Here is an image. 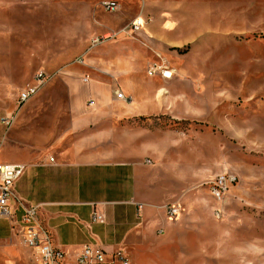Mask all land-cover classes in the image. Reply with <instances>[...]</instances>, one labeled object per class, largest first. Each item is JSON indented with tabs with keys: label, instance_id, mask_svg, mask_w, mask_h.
<instances>
[{
	"label": "rangeland",
	"instance_id": "1",
	"mask_svg": "<svg viewBox=\"0 0 264 264\" xmlns=\"http://www.w3.org/2000/svg\"><path fill=\"white\" fill-rule=\"evenodd\" d=\"M107 1L117 2L118 11L104 10ZM137 18L148 21L151 39L145 41L176 71L181 84L174 94L189 95L194 108L188 120L175 119L183 111L175 107L129 125L147 128L149 139L173 138L179 158L173 169L181 180L199 181L191 193H184L191 184L180 192L188 196L185 212L194 195L211 213L217 208L206 185L217 175L232 173L239 181L223 220L212 215L208 223L176 228L174 239L166 240V211L146 206L138 218L143 238L106 254L122 252L130 264H264V0H0V163L24 160L28 145L53 153L68 117L54 107L65 104L42 102L68 94L54 72L80 57L87 61L91 37ZM39 73L49 79L19 105L20 93L37 84ZM8 117L14 119L10 127L2 123ZM13 234L0 219V237ZM9 244L0 243V264L12 263L10 250L20 264H32L19 236Z\"/></svg>",
	"mask_w": 264,
	"mask_h": 264
},
{
	"label": "crops",
	"instance_id": "2",
	"mask_svg": "<svg viewBox=\"0 0 264 264\" xmlns=\"http://www.w3.org/2000/svg\"><path fill=\"white\" fill-rule=\"evenodd\" d=\"M86 56L87 66L74 64L54 72L66 84L67 95L41 97L46 105L65 104L54 107L68 115L64 131L51 144L53 153L48 156L24 145V160L11 162L27 166L16 186L18 196L41 206L55 245L71 255L87 244L109 250L143 238L140 210L149 206L165 211L169 204L182 205L188 197L184 193L199 183L194 177L181 180L173 169L179 166L173 138L149 139L147 128L129 125L159 118L175 107L183 110L175 119L188 120L194 101L189 95L174 94L181 82L150 77L148 69L155 60L136 40L122 37ZM117 90L125 99H117ZM200 199L189 198L177 222L165 219L170 223L166 240L174 239L176 228L210 221L212 209ZM95 211L104 223H92ZM13 237H0V243L10 245ZM9 252L14 258L11 264H20Z\"/></svg>",
	"mask_w": 264,
	"mask_h": 264
},
{
	"label": "built area",
	"instance_id": "3",
	"mask_svg": "<svg viewBox=\"0 0 264 264\" xmlns=\"http://www.w3.org/2000/svg\"><path fill=\"white\" fill-rule=\"evenodd\" d=\"M103 7L109 13H114L119 9L118 3L114 1L104 2ZM147 24V20L137 18L119 31L94 36L90 40L89 51L104 46L120 37L136 40L146 49L154 51L149 43L145 41L147 40L146 37L151 39L146 31ZM155 58L161 61L154 59V63L148 69V75L158 77L164 81H172L176 77V71L164 62L159 53L155 52ZM76 64L87 66L85 57L78 58ZM47 79L49 78L44 74H37V84L20 93L18 97L19 105H25L32 100ZM88 80V77L83 79L85 83H88ZM116 97L119 100L125 99L124 93L120 90L116 91ZM13 122L14 119L9 117L2 120V123L8 127L12 126ZM54 161V158L50 159L51 163ZM26 169L27 166L23 164L0 163V219L8 222L14 236H19L22 245L32 253V264H130L129 259L122 252L109 258L103 248L89 244L84 245L78 253L73 255L58 248L55 245L51 230L42 219L41 206L30 204L17 194V183ZM238 181L239 179L235 174L223 173L206 184L210 195L217 204V208L213 211L215 219L220 221L226 217L228 196ZM165 211L166 218L170 222H177L184 213L180 203L167 205ZM91 219L92 223H104V217L96 211ZM163 233L164 231L161 230L160 234Z\"/></svg>",
	"mask_w": 264,
	"mask_h": 264
}]
</instances>
